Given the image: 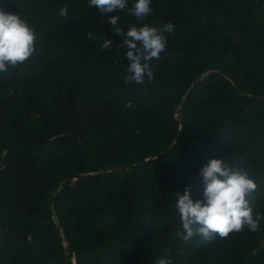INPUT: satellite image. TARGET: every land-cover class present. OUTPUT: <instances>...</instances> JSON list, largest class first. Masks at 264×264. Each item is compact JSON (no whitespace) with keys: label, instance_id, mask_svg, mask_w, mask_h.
<instances>
[{"label":"trees","instance_id":"16d2710c","mask_svg":"<svg viewBox=\"0 0 264 264\" xmlns=\"http://www.w3.org/2000/svg\"><path fill=\"white\" fill-rule=\"evenodd\" d=\"M130 8L125 30L175 25L143 84L125 81L117 13L0 0L37 31L35 54L0 73V264H264V0H152L144 20ZM222 156L257 183L260 226L185 241L175 193L199 197L200 167Z\"/></svg>","mask_w":264,"mask_h":264},{"label":"clouds","instance_id":"9594fccd","mask_svg":"<svg viewBox=\"0 0 264 264\" xmlns=\"http://www.w3.org/2000/svg\"><path fill=\"white\" fill-rule=\"evenodd\" d=\"M130 0H88L101 14L116 35L122 37L127 60L125 81L143 84L151 81L154 73L151 62L159 59L165 50L168 36L174 31L171 21L152 26L148 23L132 25L126 30L120 26L117 10L129 7ZM152 0H131L130 11L139 20L151 13ZM61 16H67V6L59 9ZM89 39H96L92 31L86 33ZM112 40L104 38L100 47L109 49ZM37 31L34 25L18 12L0 9V73L6 72L25 62L36 52ZM130 103V102H129ZM202 190L199 197H193L191 187L186 185L183 192L175 193V208L179 216L180 228L177 235L187 241L194 235L205 240L213 235L227 237L233 231L239 232L245 226L250 231L259 228L260 214L255 211L249 197L255 192L257 183L249 173L233 160L225 156L210 158L199 169ZM156 264H171L168 257H157Z\"/></svg>","mask_w":264,"mask_h":264},{"label":"water","instance_id":"95a60500","mask_svg":"<svg viewBox=\"0 0 264 264\" xmlns=\"http://www.w3.org/2000/svg\"><path fill=\"white\" fill-rule=\"evenodd\" d=\"M70 180H71V179H67V180H65L64 182L67 183V182H69ZM59 187H60V186H58V187L55 189V191H57V190L59 189ZM52 198H53V196L50 197L48 204H49V209H50L51 212L53 213V209H52Z\"/></svg>","mask_w":264,"mask_h":264},{"label":"rangeland","instance_id":"374dc122","mask_svg":"<svg viewBox=\"0 0 264 264\" xmlns=\"http://www.w3.org/2000/svg\"><path fill=\"white\" fill-rule=\"evenodd\" d=\"M155 26V25H154Z\"/></svg>","mask_w":264,"mask_h":264}]
</instances>
